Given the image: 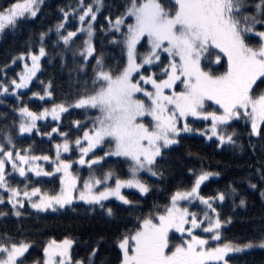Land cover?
Segmentation results:
<instances>
[{"label": "snow or ice", "instance_id": "snow-or-ice-1", "mask_svg": "<svg viewBox=\"0 0 264 264\" xmlns=\"http://www.w3.org/2000/svg\"><path fill=\"white\" fill-rule=\"evenodd\" d=\"M43 6L44 0H10L7 6L0 5V33L37 18ZM104 7V0H77L68 11L61 9L62 19L55 26L57 43L63 42L64 53L81 58L71 70L77 74L88 67L92 70L90 86L86 83L72 103L32 110L18 91L28 89L41 69L47 32L39 33L38 53L29 50L12 58V63L25 58L31 61L24 64L17 78L0 76V95H14L19 102L12 109L19 118L11 126L0 127V205H10L9 211L0 209V217L9 213L21 217L25 201L38 212L71 208L74 201H81L91 211L98 207L114 217L115 209L104 202L114 197L129 209L136 208L138 201L129 199L122 189L148 195L152 186L141 174L162 177L158 158L162 161L169 146L180 144L182 134L198 132L209 140L215 138L217 147L243 149L236 131L242 124L253 151V137L264 141V0H127L120 14L104 17L111 43L122 53L115 67L106 65L101 55H94V22ZM70 14L81 25L75 31L65 28ZM78 32L87 37L79 50L72 47ZM89 57L94 64L86 63ZM31 94L40 100L52 97L51 82L43 94ZM213 104L216 108L210 111ZM69 108L94 115L83 123L72 122L75 136L59 125L41 132L38 121L49 116L60 121ZM197 120L210 122V127L194 128ZM54 133L62 138L54 145V157L31 154L30 146L20 148L16 143L23 134L55 139ZM77 151L76 160L62 156ZM111 157L128 163L126 177L104 170L101 162ZM74 164L86 165L88 176L81 178L74 173ZM255 172L264 181V158ZM219 175L204 169L193 172L188 187L177 188L167 203L153 204L136 216V223L116 240L118 264H230L233 254L256 246L264 248V238L258 243L222 238V229L231 218H222L217 206L234 197L237 190L229 185L227 191L218 190L213 195L200 191L205 181ZM17 177L23 179L16 183ZM34 177L58 180L59 189H42L41 181ZM249 187L256 189L257 184L249 181ZM200 205L199 211L190 210ZM245 205L241 197L239 206ZM73 244L67 237L59 242L52 239L43 247V257L31 259L30 264H97L99 242L85 259L73 257ZM31 247V242L0 233V264H28L25 254ZM99 264L106 261L101 259Z\"/></svg>", "mask_w": 264, "mask_h": 264}, {"label": "trees", "instance_id": "trees-1", "mask_svg": "<svg viewBox=\"0 0 264 264\" xmlns=\"http://www.w3.org/2000/svg\"><path fill=\"white\" fill-rule=\"evenodd\" d=\"M10 0H0V5L7 6ZM91 2V0H86ZM105 7L97 15L94 22L95 32L92 38L96 49L94 55H101L106 65L115 67L122 59L121 49L118 45L111 43L112 37L106 16L120 14L122 6L127 0H104ZM77 0H45L42 12L35 19H29L22 23L17 29H6L1 33L0 38V76L6 75L8 79L17 78L21 71L18 59L12 63V58L21 52L31 50L38 53L41 46L39 33L47 32L43 45L46 49V56L41 58V69L35 81L22 93V100L27 103L32 110L42 107L50 108L53 103H64L66 106L84 91L85 84L90 86L92 76L91 67L84 72L77 74L72 71V67L80 63L81 58L77 55L74 59L71 53H64L63 42L57 43L55 26L62 19L61 9L68 11L70 7H75ZM103 25V30H101ZM80 22L77 17L69 15L65 22V28L75 31L79 28ZM51 29V31H49ZM86 34L77 33L73 38L75 44L73 48L79 50ZM65 55V60L61 61V55ZM88 64H94L92 57H89ZM71 66V67H70ZM43 81V84L40 83ZM51 82L52 97H45L40 100L38 96H32V91L43 94V88ZM16 97L0 95V127L11 126L14 119L19 118V113L13 112L14 106L18 105ZM94 115L93 112H86L83 109L69 108V111L61 114L60 121L38 122L41 132L50 131L51 127L59 125L61 130L67 131L70 136H75L74 120L82 123L88 117ZM236 131L239 134L238 143H243V149H232L227 146L217 147L213 139L207 141L205 137L196 135H183L184 139L180 144L170 146L163 152V160L158 158V166L164 175L152 177L150 174H143L142 177L152 186V191L146 196H140L135 189H122L123 194L129 199L137 200L138 205L134 209L123 205L122 202L110 199L104 203L113 207L116 211L114 217H108L97 207L95 211L90 210V206L83 202L74 203L73 206L65 207L57 212L39 213L21 209L23 215L16 217L9 213L6 217H0V233H8L18 240L31 242L32 247L28 253L30 264L31 259H41L43 257V247L52 239L61 241L69 238L74 241L72 255L74 258L85 259L91 248L99 242L97 264L101 259L106 264H118L120 250L116 246V240L127 228H131L136 223V216L147 212L153 204L163 205L168 202V198L177 188L188 187L193 180V172L201 169L219 172L216 178H211L201 186L202 195H213L216 191H227L228 186L236 188L237 194L227 198L217 206L221 217H230L231 222L222 229V238L234 242L243 243L246 241L259 242L264 238V197L261 190L264 189V181H261L255 169L260 166V161L264 158V141L253 137L256 150L248 146L247 129L237 125ZM55 139L43 135L26 134L16 138L17 146L20 148H31V154H47L55 156V143L62 142V138L53 134ZM106 148V147H105ZM74 154H64V157H71L76 160ZM103 162L104 170L111 169L117 175L124 178L126 167L117 160L107 158ZM81 169L74 164L73 171L79 172L81 178L88 176L87 167ZM192 169L193 172H189ZM81 170V171H80ZM22 178L17 177L16 183ZM51 181V183H49ZM48 182L42 180L39 186L42 189L58 190V180L49 179ZM249 181L257 184L256 189L249 187ZM23 187V184H20ZM135 193V195H131ZM243 197L245 206H239V199ZM25 207V206H24ZM0 209L9 211L10 205L5 207L0 205ZM104 239L101 240L100 238ZM230 264H264V248L253 247L245 249L241 253L233 254Z\"/></svg>", "mask_w": 264, "mask_h": 264}, {"label": "rangeland", "instance_id": "rangeland-1", "mask_svg": "<svg viewBox=\"0 0 264 264\" xmlns=\"http://www.w3.org/2000/svg\"><path fill=\"white\" fill-rule=\"evenodd\" d=\"M45 1V0H44ZM0 38H1V33H0ZM18 63H20V65H21V71L20 72H22L23 71V66H24V64L25 63H28V64H30L31 63V61H30V59H28V58H25V60H23V61H21V60H19L18 59V61H17ZM19 72V73H20ZM40 72V71H39ZM38 72V73H39ZM38 73H37V75H38ZM35 79H36V77H34L33 78V80H32V82L29 84V87L31 86V84L35 81ZM255 87V86H254ZM26 90H28V89H20V90H18L20 93H23V92H25ZM7 96H10V97H15L14 95H10V94H8ZM215 108H216V106L213 104V106L211 107V108H209V110L211 111V110H215ZM53 121L52 120V118H51V116H49V117H47L45 120H42L43 122H45V121ZM39 123L41 122V121H38ZM54 122H56V121H54ZM190 122H191V118H190ZM193 127L194 128H205V127H210V122H202V121H199V120H197V121H195V123L193 124ZM23 135H26V134H23ZM182 135H187V136H192V135H196V136H200V137H204V136H202L200 133H198V132H194V133H187V134H182ZM206 138V137H205ZM206 140L207 141H210L209 139H207L206 138ZM213 140H215V138H213ZM106 147V146H105ZM170 147V146H169ZM106 150H107V147H106ZM65 154H69V153H65ZM64 154H62V156H63ZM74 157H75V159H78V151L73 155ZM112 159H115V160H117L119 163H122L125 167H126V172H125V175H124V177H126L127 175H128V170H129V165H128V163L126 162V161H124V159L123 158H118V157H111ZM107 159V158H106ZM101 163H103V161L101 162ZM77 167H78V169H81L80 168V165H78V164H75ZM44 167L47 169L48 168V162H45L44 163ZM83 169L85 168V167H87L86 165L85 166H81ZM72 171H73V169H72ZM81 171V170H80ZM74 172V171H73ZM78 172V171H77ZM76 172V173H77ZM114 173H116L117 174V172H115V171H113ZM75 173V172H74ZM87 173H88V171H87ZM89 174V173H88ZM143 174H147V173H142L141 175H143ZM78 175H79V172H78ZM80 176V175H79ZM87 176H85V178H86ZM216 177H218V176H212V177H210L209 179H211V178H216ZM18 178H20V177H18ZM23 179V178H22ZM49 179H50V177H42V178H36V177H34V180H40L41 182H42V180H45L46 182H48L49 181ZM59 182V181H58ZM206 182V181H205ZM204 182V183H205ZM203 183V184H204ZM202 184V185H203ZM201 185V186H202ZM110 199H115L114 197H110ZM116 200V199H115ZM118 201V200H117ZM77 202H81V201H74L73 202V204L74 203H77ZM196 203H198V202H196ZM24 208H27L28 210H32V211H36V212H38L37 210H35V209H32L31 207H30V205L27 203V201H25V204H24ZM201 207H203L202 205H200L199 207H190V210L191 211H199L200 210V208ZM30 210V211H31ZM59 210H61V209H58L57 211H59ZM57 211H55V212H57ZM47 212H53V211H51V210H48V211H46V212H39V213H47ZM210 243H211V241H210ZM47 245V244H46ZM45 245V246H46ZM31 249V248H30ZM30 249H29V251H30ZM241 253V252H240ZM237 254V253H236ZM26 256L28 255V253H26L25 254Z\"/></svg>", "mask_w": 264, "mask_h": 264}]
</instances>
